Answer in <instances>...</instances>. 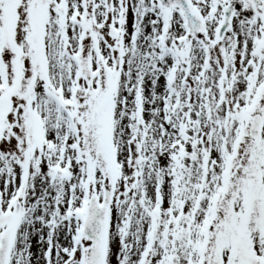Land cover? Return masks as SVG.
<instances>
[{
    "label": "snow or ice",
    "instance_id": "6c2138e0",
    "mask_svg": "<svg viewBox=\"0 0 264 264\" xmlns=\"http://www.w3.org/2000/svg\"><path fill=\"white\" fill-rule=\"evenodd\" d=\"M0 264H264V0H0Z\"/></svg>",
    "mask_w": 264,
    "mask_h": 264
}]
</instances>
